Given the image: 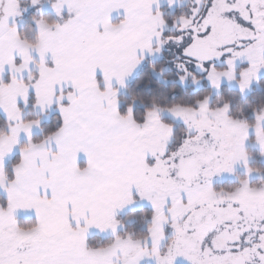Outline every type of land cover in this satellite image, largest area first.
Instances as JSON below:
<instances>
[{"label":"snow or ice","instance_id":"1","mask_svg":"<svg viewBox=\"0 0 264 264\" xmlns=\"http://www.w3.org/2000/svg\"><path fill=\"white\" fill-rule=\"evenodd\" d=\"M0 264H264V0H0Z\"/></svg>","mask_w":264,"mask_h":264}]
</instances>
